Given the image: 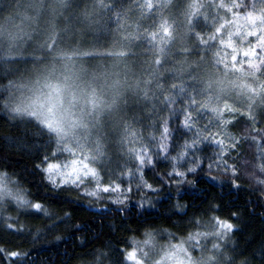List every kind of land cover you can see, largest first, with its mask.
I'll use <instances>...</instances> for the list:
<instances>
[{
	"label": "clouds",
	"instance_id": "clouds-1",
	"mask_svg": "<svg viewBox=\"0 0 264 264\" xmlns=\"http://www.w3.org/2000/svg\"><path fill=\"white\" fill-rule=\"evenodd\" d=\"M152 6L149 2L148 10H151ZM104 8H111L118 28L128 24L126 13L122 16L120 11L111 5H104ZM11 17V12L4 13V22L7 23ZM136 29L137 32L129 34L132 39H139L143 35L150 44L161 50L176 39L175 22L168 18H163L154 28L150 31L146 29L142 34H138V24ZM3 39L13 42L10 36ZM15 39L26 43L31 39V33L19 35ZM41 47L43 48V45ZM155 62L161 63V57L157 56ZM53 71L54 69L42 68L41 74H51ZM13 86L15 85L11 80H6L2 87L7 90ZM0 102L4 103L13 116L24 115L27 123L41 132L40 137H27V142L35 147L28 151L12 153L0 164V173L8 178L9 188L13 192L23 194L30 201L27 207H20L12 197H0V231L5 230L12 221L24 224L30 219L43 220L42 216H32L35 212L32 205L40 203L57 215H60V212L69 213L65 211L67 207L72 218L80 212L89 216L88 231L76 233L80 238L75 241V250L65 253L64 264H82L83 260H86L87 264H96L97 252L102 253V264H224L220 256L214 262L207 259L213 244L216 243L215 240H209L206 245L196 249L192 237L197 231H203L208 225L215 224L217 217L228 219L231 211H235V208L229 210L230 205L225 203V196L236 191L227 187L233 179L231 165L227 170L215 166L209 170L205 164L195 171H190L196 163L190 157L184 162V167L178 169L176 165L185 142H182L184 136L177 128L171 141L168 137L165 138L168 143L167 152L161 148L160 142L150 151L145 149L147 164L139 159L138 151L130 165L114 173H106L100 162L93 163L94 158L86 155L77 157L66 141L47 139L45 134L55 137L56 132L45 127L41 123L42 118L37 119L35 116L17 112L11 96L3 97ZM0 120L7 122L12 120V117L0 116ZM215 137L225 145L221 155L229 156L231 160L229 149L236 147V144L229 142L223 131L217 132ZM207 138H210L208 134H202V139ZM192 142L194 141L189 143ZM53 153L60 159H82L94 169V176L81 177L78 184L54 189L38 167L43 164L45 154L52 156ZM177 171H184V177L177 179L174 175ZM133 172L137 173V178L129 182L128 177ZM97 178L102 182L101 188L112 185L114 190L108 193L101 191L96 197L90 198L85 191L97 187ZM217 180L223 181L224 189L227 190L219 195L215 194V189L220 187ZM239 182L251 186L250 174L240 171ZM217 205L224 207V211L221 212ZM56 206V211H52ZM210 234H214V229L210 230ZM242 237L243 230H237L234 239L247 248L252 241H245ZM81 250L88 253L87 257L75 254Z\"/></svg>",
	"mask_w": 264,
	"mask_h": 264
},
{
	"label": "trees",
	"instance_id": "trees-1",
	"mask_svg": "<svg viewBox=\"0 0 264 264\" xmlns=\"http://www.w3.org/2000/svg\"><path fill=\"white\" fill-rule=\"evenodd\" d=\"M18 1L0 0V27L3 25V14L15 6ZM149 2L151 3V0H73L70 4L69 11H74V15L81 11L93 14L91 24L94 30V33L92 30L94 41L85 46L90 49L89 58L91 61L100 59L110 61L113 59V55L120 50L124 54L117 55L121 56L127 64H132L135 72L141 75L140 82L143 83L146 79H149L150 82V86L146 90V98H141L145 93L143 89H140V97L133 98L124 105L129 108L125 122V129L128 132L125 146L120 145L113 132H111L109 140L104 139V156L100 162V164L104 163L101 165L103 170L106 173L122 170L123 167L134 161L136 152L141 149L152 150L157 147L162 137L165 136V129L170 134L167 137L171 141L172 134L177 128L184 136L182 142H190L197 137L202 139V134L215 137L217 132L223 131L229 142L238 141L236 152L230 153L232 158H236L241 165L253 161L258 163L259 161L256 160L257 145L260 140L264 139V112L254 114L253 117L238 112L223 114V117L219 119L207 111L208 106L218 105L213 95L204 87L205 78L213 68L219 71V68L224 64L222 45H216L215 36L219 35L216 32L219 23L217 16H208L207 21L203 22L194 14L193 17L191 16L193 20L191 26L186 29L183 24L184 10L177 8L173 19L176 24V39L166 50L167 58L161 59V63L154 65L157 58V47L150 44L143 35L139 39L133 40L130 45H123L117 39L121 30L114 22L111 8L107 10L104 8V5H111L112 8L119 10L122 16L125 13L131 14L134 18L141 16L142 24L138 29V34H142L146 29L150 31L154 28L163 18L169 19L165 9L160 5L157 6L154 0L151 3L152 11L148 10ZM142 5L143 8H141ZM261 7L264 5L255 2V0H233L230 13L257 17ZM263 28L259 36V41H261L257 45L262 59L254 62L253 69L248 70V67L245 66L243 69L249 72H256L258 69L264 77V68L260 67L264 64V51H260L261 44L264 43ZM197 34H199V38H197ZM213 38H215V42L211 43ZM47 48L49 47L35 46L27 47L25 50L22 48L13 49L0 42V101L5 96H11L12 87L7 90L2 87L6 80H11L13 85L21 83L36 74L43 62H48L51 57H49ZM34 49L36 52L32 51ZM38 49L42 51L39 52ZM122 49H128V51ZM13 50L24 51L17 53ZM41 56L43 58L39 59ZM196 62L199 64L194 67ZM262 91L264 93V83ZM0 116L12 117V120L7 122L0 120V136L8 135L12 138L10 144L7 145L0 141V164H3L8 155L28 151L35 147L27 142V137H40L41 132L30 126L25 116L11 115L3 102H0ZM221 121L226 123L222 124ZM45 136L47 139H56L47 136V134ZM241 171L244 172L243 167ZM241 185L239 191H233L225 196L226 204L236 208L250 207L247 189L251 186L247 183H241ZM226 191V189L217 187L215 194L219 195ZM57 207H54L52 211H56ZM259 210L258 207L257 211ZM65 211L70 213V209L67 207ZM63 214L60 212V215ZM244 219L251 226L250 232L259 229L258 222L249 219L247 213H245ZM82 221L87 225L89 221L87 213L80 212L72 218L73 224H79ZM24 224L26 230L30 231L32 235L9 236L0 232V247H11L13 250L29 252L35 264H64L66 250L67 252L74 251L72 245L80 238L77 234L69 239L66 235V226H61L55 233H48L45 231L46 221L42 219L26 220ZM38 232L40 237L35 239ZM56 236H64L68 242L57 241Z\"/></svg>",
	"mask_w": 264,
	"mask_h": 264
},
{
	"label": "rangeland",
	"instance_id": "rangeland-1",
	"mask_svg": "<svg viewBox=\"0 0 264 264\" xmlns=\"http://www.w3.org/2000/svg\"><path fill=\"white\" fill-rule=\"evenodd\" d=\"M72 1L19 0L8 11L12 13L11 19L7 23L1 21L0 42L13 49L42 48L41 45L49 47L47 50L51 58L48 62H43L40 70L32 77L12 87L11 97L15 107L22 114L36 112L42 120L59 129V135L55 138L66 141L77 157L90 156L94 158L93 163H96L102 161L105 149L103 142L105 138L110 139L111 132L116 134L120 145L125 146L128 136L125 122L129 108L124 105L133 98H139L140 89L145 93L142 92L141 98H146L150 82L149 79L140 82L141 75L135 72L132 64H127L117 55L124 54L120 50L110 61H91L90 49L85 46L94 41L91 24L93 14L81 11L74 15V11H69ZM256 1L264 5V0ZM154 2L165 9L170 21L175 18V10L183 8V24L186 29L191 26L194 14L203 22L211 15L217 16L219 20L216 29L219 35L215 38L216 45H222L224 64L219 71L210 68L212 70L205 78L204 87L218 105L208 106L207 111L219 119L223 114L236 112L249 117L263 113V73L258 69L249 72L243 66L251 70L255 66L254 62L262 59L257 45L261 41L259 36L264 27V23H261L264 7L259 9L257 17H250L230 13L233 0ZM126 18L128 24L120 27L117 39L123 45H130L136 39H132L129 34L135 32L137 24L140 27L142 18H134L131 14H126ZM28 32L31 33V39L26 43L15 39ZM7 36L12 37L13 42L3 39ZM215 38L210 42H215ZM170 46L165 45L163 50L157 47V56L166 59V50ZM24 50L13 51L21 53ZM32 51L36 52V49ZM42 68L54 71L41 74ZM202 70L204 72L203 63Z\"/></svg>",
	"mask_w": 264,
	"mask_h": 264
},
{
	"label": "snow or ice",
	"instance_id": "snow-or-ice-1",
	"mask_svg": "<svg viewBox=\"0 0 264 264\" xmlns=\"http://www.w3.org/2000/svg\"><path fill=\"white\" fill-rule=\"evenodd\" d=\"M261 23H264V17H261ZM260 51H264V43L261 44ZM253 54L255 55V53ZM260 67L264 68V64L260 65ZM16 111L20 112V109H16ZM27 114L35 116L37 119L40 118L36 112ZM41 123L59 135V129L53 127L50 122L41 120ZM168 135L170 134L167 129H165V136L162 137L161 140V148L165 152L168 150V143L165 142V138ZM11 139L12 138L8 135L0 136V141H3L2 144L5 145L10 144ZM193 141L192 143L185 141L183 146L184 150L180 154V159L176 165L178 169H182L184 167V162L188 161L190 157L196 162L195 167L190 171H195L196 168L205 164L209 170H211L213 166L216 168L223 167L227 170L231 165L230 170L233 179L227 187L236 191H239L242 187L239 182V172L242 167L244 172L249 173L252 179L251 187L247 189L250 197L248 201L250 207L236 208L229 206V210L235 208V211H231V215L228 219L217 217L215 224L208 225L203 231H197L194 234L192 239L196 249H200L202 245H206L209 240H215L216 243L213 244L210 250L211 254L207 257L209 262L216 261L217 257L220 256L223 258L224 264H264V139L260 140L257 145L256 160L259 162H245L243 165L239 164L236 158L229 160V156L221 155V151L225 145L217 140L216 137L207 139L197 137L194 138ZM209 141H211V143H209ZM212 141H215V143H212ZM232 143L236 144V147L229 149V153H235L238 147L235 141ZM65 151L69 150L65 149ZM139 159L147 164L148 156L145 155V149L139 151ZM38 167L41 168L46 180L54 189H62L65 186L78 184L81 182V177L94 176V169L89 167L82 159H60L55 153H53L52 156L45 154L43 164ZM174 175L177 179H180L184 177L185 172L177 171ZM136 178L137 173L133 172L129 175L128 180L131 182L136 180ZM213 179L217 178L213 177ZM122 182L123 181H121V183ZM101 183L102 182L97 178V187L91 191L86 190L85 194L91 198L96 197L101 191L108 193L114 190L112 185H106L101 188ZM217 183L224 189L225 185L223 181L217 180ZM2 196L12 197L20 207H27L30 204V201L27 200L23 194L13 192L9 188L8 178L3 173H0V197ZM216 207L219 208L221 212L224 211V207L220 205ZM258 207L260 209L259 211H257ZM32 208L35 209V212L32 213L33 217L42 216L43 220L46 221L45 231L48 233H55L61 226H66V235L70 239L71 237H75L77 232L88 231L89 226L86 224H73L72 216L68 212L60 216L50 212L47 207H44L40 203L33 204ZM245 213L248 214L249 219L258 222L260 227L255 232L249 231L251 226L244 219ZM211 229H214V234H210ZM239 229L243 230L242 238L245 241H252L247 248L237 243L236 239H234ZM0 232L9 236H18L21 234L32 235L30 231L26 230L25 224H18L16 221L9 223L8 227ZM39 237L40 233L38 232L35 239H39ZM56 240L64 241L65 243L68 242L64 236H56ZM72 247L75 250L76 244L73 243ZM75 254L80 257H87L88 255L84 250L76 252ZM101 255L102 253L100 252L96 253V264H102ZM189 260H191V257H189ZM0 264H35V261L32 259L29 252L13 250L11 247H0ZM82 264H87V261L83 260Z\"/></svg>",
	"mask_w": 264,
	"mask_h": 264
}]
</instances>
